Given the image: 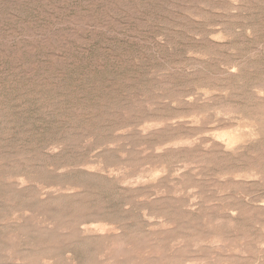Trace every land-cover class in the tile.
Segmentation results:
<instances>
[{
  "label": "rangeland",
  "instance_id": "374dc122",
  "mask_svg": "<svg viewBox=\"0 0 264 264\" xmlns=\"http://www.w3.org/2000/svg\"><path fill=\"white\" fill-rule=\"evenodd\" d=\"M0 264H264V0H0Z\"/></svg>",
  "mask_w": 264,
  "mask_h": 264
},
{
  "label": "bare ground",
  "instance_id": "6f19581e",
  "mask_svg": "<svg viewBox=\"0 0 264 264\" xmlns=\"http://www.w3.org/2000/svg\"><path fill=\"white\" fill-rule=\"evenodd\" d=\"M232 138V137H231ZM103 231V230H102Z\"/></svg>",
  "mask_w": 264,
  "mask_h": 264
}]
</instances>
